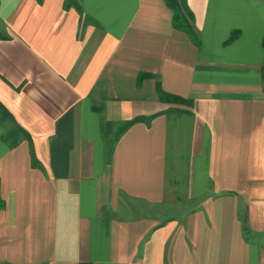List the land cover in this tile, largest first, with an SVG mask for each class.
<instances>
[{
	"label": "crops",
	"instance_id": "0c3cea01",
	"mask_svg": "<svg viewBox=\"0 0 264 264\" xmlns=\"http://www.w3.org/2000/svg\"><path fill=\"white\" fill-rule=\"evenodd\" d=\"M74 2L0 0V264H264V0Z\"/></svg>",
	"mask_w": 264,
	"mask_h": 264
},
{
	"label": "trees",
	"instance_id": "16d2710c",
	"mask_svg": "<svg viewBox=\"0 0 264 264\" xmlns=\"http://www.w3.org/2000/svg\"><path fill=\"white\" fill-rule=\"evenodd\" d=\"M68 2H69V4L71 5V4H74L75 2H74V0H68ZM237 36H238V33L237 32H232L231 33V35H230V37L228 38V40L225 42V44H229V43H231L232 41H234L236 38H237ZM262 46H263V48H264V39H263V42H262ZM261 74H262V78H263V80H264V67L262 68V71H261ZM157 94H158V96H159V99L161 100V101H166V98L167 97H165V95L163 94V92L160 90V88H159V86H157ZM171 98V97H170ZM171 99H174V101H176V102H182V103H184V101H181V100H179V99H176V98H171ZM169 99L167 98V101H168ZM154 117H156V116H150V117H148V118H146V117H141V118H135V119H133V120H131V121H129V122H127V123H124V124H122L121 126H120V128H119V130H118V135H117V137H115L114 138V140H113V142H112V146H113V143H115L116 142V140H117V138L120 136V134H122L126 129H128L131 125H133V124H135V123H138V122H145V123H148L149 121H151ZM13 138V135L11 136V134H9V135H7L6 136V138H5V140H7V141H9L10 139H12ZM15 144H16V142H15ZM15 144H13V146L15 145ZM112 150V149H111Z\"/></svg>",
	"mask_w": 264,
	"mask_h": 264
}]
</instances>
